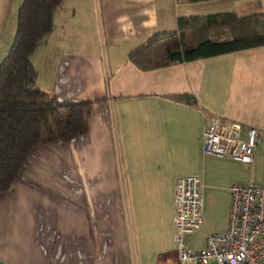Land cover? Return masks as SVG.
Instances as JSON below:
<instances>
[{
	"label": "crops",
	"instance_id": "1",
	"mask_svg": "<svg viewBox=\"0 0 264 264\" xmlns=\"http://www.w3.org/2000/svg\"><path fill=\"white\" fill-rule=\"evenodd\" d=\"M22 0H0V62ZM264 13V0H62L31 55L37 87L89 100L86 131L37 144L0 192V264H180L172 240L176 180H202V250L226 228L228 187L264 184V44L142 69L128 52L178 17ZM188 95L190 104L174 98ZM212 115L256 127L251 164L201 153ZM213 261L210 263L212 264ZM216 264V263H215Z\"/></svg>",
	"mask_w": 264,
	"mask_h": 264
},
{
	"label": "trees",
	"instance_id": "2",
	"mask_svg": "<svg viewBox=\"0 0 264 264\" xmlns=\"http://www.w3.org/2000/svg\"><path fill=\"white\" fill-rule=\"evenodd\" d=\"M61 1L22 0L12 43L0 62V192L18 176L35 145L68 143L87 129L91 101L60 100L36 85L31 55L51 32L53 12ZM262 44L264 13L178 17L176 30L153 33L132 48L127 59L139 68L152 69ZM174 98L195 103L193 96Z\"/></svg>",
	"mask_w": 264,
	"mask_h": 264
},
{
	"label": "built area",
	"instance_id": "3",
	"mask_svg": "<svg viewBox=\"0 0 264 264\" xmlns=\"http://www.w3.org/2000/svg\"><path fill=\"white\" fill-rule=\"evenodd\" d=\"M259 147L256 127L243 129L237 120L212 115L201 133V153L227 156L251 164ZM202 180L197 174L179 177L174 185L172 240L180 264H264V184L229 185L226 228L205 237L202 250L191 249L186 236L204 225Z\"/></svg>",
	"mask_w": 264,
	"mask_h": 264
},
{
	"label": "rangeland",
	"instance_id": "4",
	"mask_svg": "<svg viewBox=\"0 0 264 264\" xmlns=\"http://www.w3.org/2000/svg\"><path fill=\"white\" fill-rule=\"evenodd\" d=\"M260 165V167H264V161L261 160ZM212 264H215V262L213 261Z\"/></svg>",
	"mask_w": 264,
	"mask_h": 264
}]
</instances>
